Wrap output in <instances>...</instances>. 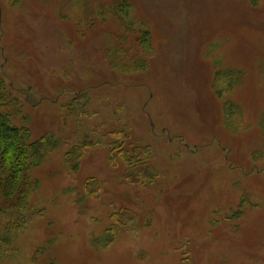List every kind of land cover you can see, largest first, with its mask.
I'll return each mask as SVG.
<instances>
[{"label": "rangeland", "instance_id": "rangeland-1", "mask_svg": "<svg viewBox=\"0 0 264 264\" xmlns=\"http://www.w3.org/2000/svg\"><path fill=\"white\" fill-rule=\"evenodd\" d=\"M0 11V115L57 141L0 264H264V0Z\"/></svg>", "mask_w": 264, "mask_h": 264}, {"label": "trees", "instance_id": "trees-1", "mask_svg": "<svg viewBox=\"0 0 264 264\" xmlns=\"http://www.w3.org/2000/svg\"><path fill=\"white\" fill-rule=\"evenodd\" d=\"M28 134L0 115V219H9L8 231L20 230L25 225L28 197L38 185L29 173L57 143L49 137L29 143ZM77 151L74 148L69 155L75 157Z\"/></svg>", "mask_w": 264, "mask_h": 264}, {"label": "water", "instance_id": "water-1", "mask_svg": "<svg viewBox=\"0 0 264 264\" xmlns=\"http://www.w3.org/2000/svg\"><path fill=\"white\" fill-rule=\"evenodd\" d=\"M0 16H1V11H0Z\"/></svg>", "mask_w": 264, "mask_h": 264}]
</instances>
